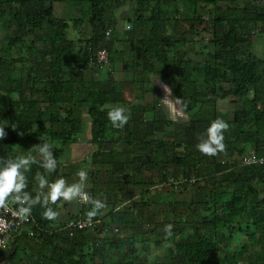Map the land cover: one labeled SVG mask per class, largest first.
Here are the masks:
<instances>
[{"label": "trees", "instance_id": "1", "mask_svg": "<svg viewBox=\"0 0 264 264\" xmlns=\"http://www.w3.org/2000/svg\"><path fill=\"white\" fill-rule=\"evenodd\" d=\"M3 1L11 2L16 7L13 9L12 19L17 33L45 28L49 30L53 64L58 69L64 68L65 57L71 54L74 45L64 35L68 24L55 19L53 15L55 0H37V8L33 11H27V6L31 5L30 0ZM68 1L73 5H86V22L93 34L78 50L75 77L66 81L51 77L39 88L31 77V72H28L25 83L12 82L8 88L0 86V93L17 95V99L12 100L11 97L6 99L0 94V124L7 123V135L0 139V158H13L8 152L13 147H33L44 142L51 147H64L76 142L82 126L79 107L87 105V114L91 119V140L97 146V151L92 155V163L94 166H102L105 162H110L112 168L107 170L109 182L106 188H103L99 179H94L91 189L90 197L101 200L104 207L98 209L95 215L89 216V210L95 207L89 200L81 206L79 216L71 219L101 222L102 229L72 231L71 236L66 231L55 233L52 225L56 218H46L43 215L45 206L37 203L33 206L28 224L35 235L32 238L23 237L18 248H22L24 257L17 256L16 248L9 257V264H99L95 261L99 248L117 252L126 250L130 254L134 252L136 245L148 243L157 248L166 246V254L155 264H264V233L256 239V231L264 229V198H260L256 188V185L264 188V165L233 168L215 159L202 161L194 154H176L175 150L181 147L180 144H167L156 138L164 125V117L157 112L155 106L133 105L141 101L144 95L141 90L143 80L139 78V85L126 91L128 96L132 95L130 100L122 94L127 87L126 83H117L111 79L84 83L81 74L90 65V56L107 44L104 35L107 29L103 15L105 5L117 0ZM151 1H136L134 17L139 23L148 26V33L129 43L131 52L141 63V72L154 73L172 84L175 99L180 103L182 111L189 114L196 110L195 117L191 119L193 127L210 122V117H200L203 114L202 106H214L219 101L241 100L251 90L253 97L234 114L233 125L238 130L236 134L239 139L252 146L255 158H263L264 139L261 140V135L264 132V73L260 72L261 62L246 50L252 44L255 27L261 26L264 29V8L261 5H254L251 9L241 7V0H180V6L176 3L177 0H171L175 5L170 14L157 3L153 7L149 6ZM202 2L211 6L215 12L211 23V45L215 52L203 64L193 67L191 62L184 59V54L172 53L177 41L168 36L167 31L168 24L185 12L188 16L182 17V21L202 24L204 19L198 12V4ZM111 46L112 44L106 48L109 57L113 55ZM8 62L26 63L27 60L22 57L7 60L0 55V66ZM123 69L127 70L125 66ZM193 75L197 76L204 89L202 92L195 89L186 93ZM223 85L230 88L226 90ZM116 105L128 108L132 114L126 138L117 134L118 128L113 127L107 116L112 106ZM146 112L152 114L151 121L143 120L142 116ZM210 114L208 111V116ZM122 139L124 148L119 152L121 160L106 159L103 163L101 151L104 144L108 142L115 146ZM53 153L56 157L57 151ZM167 160L172 169L182 170L181 175L185 180L189 181L190 175L195 173L198 182L203 181L207 186L204 216L200 217L196 225L190 224L191 228H198V232L189 234L186 225L173 222L171 235L167 232L164 235L153 231L146 234L130 232V236L100 241L99 236L104 229L134 227L137 219L149 207V202L145 199L147 191L144 190L133 196L140 197L138 201L130 202L129 208L123 207L129 201L123 189L131 185L143 187L145 181L144 178L136 180L135 175L125 174L121 184H118L115 182L116 172L124 173L131 169L142 172L167 170ZM207 167L211 168V175L220 176V181L217 182L208 174L205 169ZM39 174L46 176L41 161L32 163L30 170L25 173L27 188L24 191L30 192L32 196L39 193L33 189L35 184H39ZM165 180L166 177L163 178L164 182ZM150 186L155 184L150 183ZM49 204L57 210L56 202ZM106 209L109 210L104 212ZM154 226L161 229L164 224L157 223ZM236 234H244L248 242L231 254L221 255L222 247L230 246ZM31 240L41 242L44 248L41 251L49 246V257H33L35 252L30 245ZM256 244L262 246V251H252L251 247ZM2 254L3 252L0 253V258ZM33 258L37 260L31 262ZM133 259L137 260V257ZM105 262L104 259L100 264H107Z\"/></svg>", "mask_w": 264, "mask_h": 264}, {"label": "rangeland", "instance_id": "2", "mask_svg": "<svg viewBox=\"0 0 264 264\" xmlns=\"http://www.w3.org/2000/svg\"><path fill=\"white\" fill-rule=\"evenodd\" d=\"M31 5L27 6V11H33L37 8V0H30ZM137 0H117L111 4L105 5L104 8V20L107 24L106 31H109V35H105L106 46L115 42L114 48L115 54L108 56L107 62H101L97 65H89L88 68L82 72V79H100L106 77L107 74H112L113 77H117L119 83H127V79L132 78V73H135L136 79L143 80L144 95L141 101L145 107L155 106L157 112L162 114L164 125L162 130L157 134L156 138L164 143L180 144V148L175 150V153L180 156L187 154H194L198 159L202 161L208 159H215L221 164L229 165L233 168H240L246 165H254L255 155L254 150L250 144L243 139H239L236 134V130L233 125L234 114L244 107L246 101L252 98L253 92L250 90L249 94L241 99L234 101H219L214 106L204 105L202 106L203 114L200 117H210V122L197 124L194 127L191 124V119L195 117L196 110L189 114H185L179 103L175 100L173 86L170 82L164 81L160 76L149 73H142L140 70V62L135 58V55L131 52L129 43L138 39L141 35H147L148 26L139 23L135 19L134 13L137 9ZM159 4L163 7V10L170 13L174 9L175 3L171 0H152L149 6L153 7L155 4ZM180 6V0L176 2ZM262 4V5H261ZM254 5H261L264 8V3L261 0H241L239 6L246 8H253ZM53 15L55 19L65 21L68 24V28L65 31V38L74 45L73 51L70 55L65 57L64 68L58 69L53 64L51 56V35L47 28L30 31L28 33H17V27L13 22L12 15L13 9L16 8L11 2H4L0 0V55L7 60L24 58L26 63H6L0 66V86L8 88L12 82L25 83L27 80V73L31 72V77L35 79L38 87L51 79V77H58L63 81L75 77V71L78 69L77 58L78 50L82 47L83 42L92 37V31L86 22V5L79 4L73 5L68 0H55L53 3ZM198 12L204 22L199 24L197 22H185L182 21V17L187 18L188 13L183 12L182 16L179 15L177 20L168 24L167 34L175 41L177 45L172 51L175 55H185V60L192 63V66H198L208 60L215 50L211 45L212 40V19L215 17V12L211 6L205 3L198 4ZM141 17L142 14H141ZM146 17V15H144ZM77 23V24H76ZM105 31V33H106ZM264 34V29L261 26H256L252 38L258 34ZM114 45V44H113ZM252 51V44L247 48L246 52L249 54ZM123 66L127 70H123ZM158 69V68H157ZM99 76L94 77V73ZM103 70V71H102ZM94 71V73L92 72ZM260 72L264 73V60L261 61ZM86 76V77H85ZM110 79V78H109ZM118 82V81H117ZM167 82V83H166ZM187 92L190 93L193 90L202 92L204 87L201 85L197 76L193 75L188 82ZM227 90L230 86L223 85ZM127 89L124 88L122 94L125 95L127 100L132 99V95H127ZM6 99H17V95L11 96L5 95L4 92L0 93ZM124 95L122 97H124ZM121 99V93H119ZM208 111L210 116H208ZM47 115H45L46 117ZM145 119L152 117L151 113L142 116ZM216 119L225 120L229 127L223 130V143L225 147L219 150L215 155H208L200 152L197 149V144L205 136L206 129L210 126L211 122ZM0 126L7 127V123ZM6 130V128H5ZM123 138L129 132V125L127 123L122 127ZM247 131H250L247 128ZM261 140L264 139V132L261 135ZM124 144H120L118 147L107 143L101 151V161L103 163L106 159L121 160L119 152L123 151ZM4 149H7L4 147ZM10 154H17L22 156H32L36 160H40L38 151L33 147H18L8 150ZM94 155V154H93ZM5 160L0 159V164ZM88 161V160H86ZM167 170L153 171H139L131 169L124 173L116 172L115 182L121 184L122 176L125 174L135 175L136 180L144 178L145 184L143 187L128 186L123 189L124 195L129 201L123 205L125 208H129L130 202L138 201L139 198H133L134 195H138L141 191H147L145 199L149 202L148 209L143 211L141 217L137 219V223L134 227L104 229L99 236L100 241H104L110 238L126 237L130 236L134 232L136 234H146L150 231L159 235L166 233V226L174 223H181L186 225L187 232L189 234L197 233L198 228L190 227L191 223L195 225L199 222L200 217L204 216L203 206L207 200V186L205 182L199 181L196 178V174L192 173L189 181L182 177V170L179 168H173L169 165L167 160ZM199 165V164H198ZM203 165V164H202ZM87 164L84 162V166ZM93 166V165H92ZM82 168V166H81ZM112 168L110 162H105L102 166H94L91 170H86L88 173L87 179L90 174L95 175V179L104 185L106 188L109 182V176L107 170ZM177 169V170H176ZM208 174L211 175V168H205ZM78 171L80 169H77ZM78 171L74 175L73 183L79 180ZM218 182L220 181L219 175H211ZM91 177V176H90ZM166 177L165 182L163 178ZM91 179V178H90ZM150 183H154L155 186L151 187ZM224 186V185H223ZM259 191L260 198H264L263 186L256 185ZM107 211V210H106ZM193 211V213H192ZM157 223L164 224V227L158 229L154 226ZM94 228L102 229L101 222L93 228H87L92 230ZM264 233V229L256 231V239L259 235ZM26 238L27 236H23ZM29 238H32L30 235ZM92 241H90L91 243ZM248 242V239L244 234H236L233 242L230 246L222 247L221 255L231 254ZM264 247V246H263ZM252 251H262V246L254 245L251 247ZM166 246L162 245L159 248L152 244L136 245L134 252L128 254L126 250L110 251L103 248H99L98 255L95 257L97 263H101L104 259L107 264H155L160 261L166 254ZM12 249L4 252L3 257L0 258V264H9V257H11ZM49 254V253H48ZM18 253V257H21ZM133 257H137L134 260ZM51 264V263H46ZM239 264H246L241 262Z\"/></svg>", "mask_w": 264, "mask_h": 264}, {"label": "clouds", "instance_id": "3", "mask_svg": "<svg viewBox=\"0 0 264 264\" xmlns=\"http://www.w3.org/2000/svg\"><path fill=\"white\" fill-rule=\"evenodd\" d=\"M107 116L112 122L113 127L116 128H122L130 118V115L123 106L113 107L109 110ZM228 127V123L222 119L213 120L206 129L204 138L197 144V149L202 153L215 155L225 147L223 143V130ZM5 128V126H0V139H3L7 135ZM33 147L39 153L42 166L49 171L54 170L57 166V161L51 145L44 142ZM34 162H36L35 157L17 155L0 164V207H4L11 196L19 204L15 215L21 219H27L32 213L33 206L37 203L45 206L43 215L46 218H56L59 213L55 208L50 206L49 202L55 203L61 198L64 201L76 198H80L83 201L91 200L95 207L89 210V216L95 215L98 209L104 207V203L101 200L91 198L89 193L85 191L88 173L84 169L78 171L80 180L71 184L67 183L63 177L49 181L46 176L39 174L37 179L41 191L36 196H32L30 192L24 191L27 188L25 173L30 170ZM171 228V224L166 226V232L169 235H171Z\"/></svg>", "mask_w": 264, "mask_h": 264}, {"label": "crops", "instance_id": "4", "mask_svg": "<svg viewBox=\"0 0 264 264\" xmlns=\"http://www.w3.org/2000/svg\"><path fill=\"white\" fill-rule=\"evenodd\" d=\"M251 43H252V51H251L252 55L257 60H259L261 62L262 60H264V34L261 33V34L256 35L255 37H253ZM113 44L111 46L112 48H114L115 42H113ZM129 47H130V45H129ZM114 54H115V50L113 51V55ZM94 71H95V73H94ZM94 71H92L94 73V77L99 76V74L97 75V73H96L97 70H94ZM109 78L115 82L118 81L117 83L120 82L119 80H117V77H113L112 74H107L106 77H101L100 79L88 80V79L84 78V79H82V81L84 83L88 84L90 82H95V81L105 82V81L109 80ZM126 82H127L126 83L127 87L125 89H127V90L134 89L135 85H139V81L135 78V73H132V78L127 79ZM142 83H144V82H142ZM144 86H147V85H142L141 90H143L145 88ZM252 97H253V95H252ZM11 99L16 100L13 98H11ZM142 102L143 101H139V102L134 103L133 105L145 107L146 105H144ZM179 105H180V103H179ZM116 106H112V108L116 107ZM180 107H181V105H180ZM125 109L127 110V113L131 117L132 114H130V111H128V108H125ZM87 110H88L87 105H82L79 107V111H80L79 117H80L82 126L80 128L79 134L76 136V142L69 144L67 146H64V147H61L60 145H56V146L52 147V151H57V156L55 157L56 161H57V166L54 170H51V171L44 168L45 173H46V177L49 181H54L56 179L63 177L67 183L71 184V183H73V181H75L74 175H76V172L78 171L77 169L91 170L94 168V165L92 163V155L97 151V146L92 144V140H91V119L89 118V116L87 114ZM148 113H150V112H146L143 115L145 116ZM143 120L144 121H151L152 117L150 119L143 118ZM1 124H4V123H1ZM127 125L130 126L129 120L127 121ZM6 129H7V127H6ZM117 134L121 135L123 138L122 128H118ZM107 143L108 142H106L104 145H106ZM122 143L124 144L123 139L120 140L119 143L115 146L118 147ZM13 148H18V147H13ZM2 149H3V147H2ZM12 155H13V158L15 156H17V154H15V153ZM0 159L6 161V158H0ZM86 160H88V161H86ZM36 161H38V160H36ZM84 162H86V164H87L86 167H83ZM81 166H82V168H81ZM90 176H89V179H87L85 182V191H87L89 193V196L91 195V189L93 188L94 179H95V175L92 176L90 174ZM79 180H80V178H79ZM79 180H77L76 182H78ZM33 189L35 192L41 191L39 184H35ZM44 190H46V189H44ZM56 203H57L56 205H57V211H58L59 215L56 217V220H55L54 224L52 225V229L55 230V233H58V234L62 233L63 231H66L69 233V234L67 233L68 236H71L72 231H78V230H76L74 228H68V226H67L68 222L70 220H72L71 219L72 217L79 216L80 208L82 205H80V203L78 202V198L73 199V200H69V201H64L63 198H61ZM106 210L108 211L109 209H106ZM106 210H104V212H107ZM87 222H90V221H87ZM32 233L33 232H32L31 225H27L25 228H22V230L18 234L14 235V237L11 239L9 247L3 251V254H4V252H6L9 249H12V253H13V251L16 250V248H17V253L22 255V251H21L22 248L21 249H20V247L18 248V245H19L20 241L23 239V235H26L27 237H30V235H31L32 237H34L35 234H32ZM31 241L32 242L30 243V245L33 246V249L35 252L33 257H46V256L49 257V254H48L49 253V246L44 251H41V248L44 249L41 242H38L36 240H31ZM15 245H16V247H15ZM39 251H41V252H39ZM3 254L1 257H3ZM17 256H18V254H17ZM22 257H24V256L22 255ZM35 260H37V259L33 258L31 260V262H34Z\"/></svg>", "mask_w": 264, "mask_h": 264}, {"label": "built area", "instance_id": "5", "mask_svg": "<svg viewBox=\"0 0 264 264\" xmlns=\"http://www.w3.org/2000/svg\"><path fill=\"white\" fill-rule=\"evenodd\" d=\"M264 3V0H261ZM262 5V4H261ZM106 35H109V31H106ZM108 52L104 48H100L95 51L89 58L90 65H97L101 62H107ZM254 163L257 165H264V157L255 159ZM80 205L86 204L88 201H83L78 198ZM19 204L12 197L8 198V202L4 207H0V253L7 249L10 245L11 239L14 235L18 234L22 228H25L31 221L30 216L27 219H21L15 215V211ZM99 224V222H84L79 219L70 220L68 222V228H74L78 231L85 230L87 228H93Z\"/></svg>", "mask_w": 264, "mask_h": 264}]
</instances>
